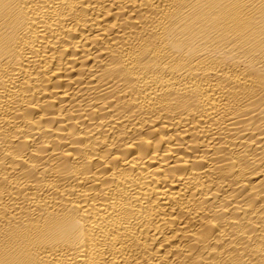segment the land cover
Instances as JSON below:
<instances>
[{"label": "bare ground", "instance_id": "bare-ground-1", "mask_svg": "<svg viewBox=\"0 0 264 264\" xmlns=\"http://www.w3.org/2000/svg\"><path fill=\"white\" fill-rule=\"evenodd\" d=\"M0 264H264V0H0Z\"/></svg>", "mask_w": 264, "mask_h": 264}]
</instances>
